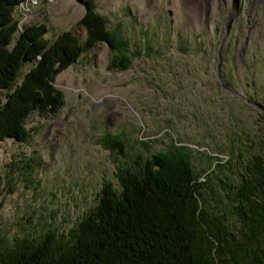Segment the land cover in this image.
Wrapping results in <instances>:
<instances>
[{
    "label": "rangeland",
    "instance_id": "obj_1",
    "mask_svg": "<svg viewBox=\"0 0 264 264\" xmlns=\"http://www.w3.org/2000/svg\"><path fill=\"white\" fill-rule=\"evenodd\" d=\"M208 1L196 12L188 0H95L109 27L122 26L133 63L111 68L99 42L55 77L59 110L34 112L26 143H0V251L16 238L67 234L103 181L118 188L119 168L173 143L189 148L211 206L228 209L225 183L264 156V0ZM84 13L78 0H28L15 18L46 23L51 41L66 30L84 40ZM107 134L125 140L123 153Z\"/></svg>",
    "mask_w": 264,
    "mask_h": 264
},
{
    "label": "trees",
    "instance_id": "obj_2",
    "mask_svg": "<svg viewBox=\"0 0 264 264\" xmlns=\"http://www.w3.org/2000/svg\"><path fill=\"white\" fill-rule=\"evenodd\" d=\"M26 1L0 0V143H26L27 119L59 110L64 98L55 77L97 42L109 45L111 68L127 69L135 56L122 26L109 27L95 0H78L84 40L66 30L52 41L46 23L23 28L15 18ZM104 141L126 148L120 136ZM117 177L119 187L103 181L97 205L67 234L16 238L0 251V264H264V156L254 155L237 182L225 183L228 209L221 212L205 196L208 180L184 144L140 157Z\"/></svg>",
    "mask_w": 264,
    "mask_h": 264
},
{
    "label": "bare ground",
    "instance_id": "obj_3",
    "mask_svg": "<svg viewBox=\"0 0 264 264\" xmlns=\"http://www.w3.org/2000/svg\"><path fill=\"white\" fill-rule=\"evenodd\" d=\"M147 3H151L152 0H146ZM146 1L144 0L143 5L146 6ZM189 4L191 5V10L196 12H201V10H204L207 7L208 0H188ZM210 10V9H209ZM111 101L112 99L109 98Z\"/></svg>",
    "mask_w": 264,
    "mask_h": 264
},
{
    "label": "water",
    "instance_id": "obj_4",
    "mask_svg": "<svg viewBox=\"0 0 264 264\" xmlns=\"http://www.w3.org/2000/svg\"><path fill=\"white\" fill-rule=\"evenodd\" d=\"M99 42L96 43V45L98 44Z\"/></svg>",
    "mask_w": 264,
    "mask_h": 264
},
{
    "label": "built area",
    "instance_id": "obj_5",
    "mask_svg": "<svg viewBox=\"0 0 264 264\" xmlns=\"http://www.w3.org/2000/svg\"><path fill=\"white\" fill-rule=\"evenodd\" d=\"M28 1V0H27ZM24 5V4H23Z\"/></svg>",
    "mask_w": 264,
    "mask_h": 264
}]
</instances>
